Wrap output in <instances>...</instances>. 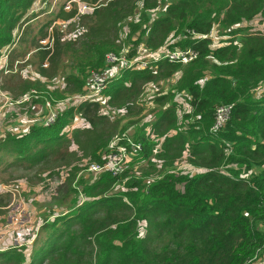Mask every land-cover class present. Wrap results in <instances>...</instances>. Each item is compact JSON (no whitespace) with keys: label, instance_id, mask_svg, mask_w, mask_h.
Returning a JSON list of instances; mask_svg holds the SVG:
<instances>
[{"label":"trees","instance_id":"trees-1","mask_svg":"<svg viewBox=\"0 0 264 264\" xmlns=\"http://www.w3.org/2000/svg\"><path fill=\"white\" fill-rule=\"evenodd\" d=\"M34 2L0 0V55L8 49L10 72L33 50L38 75L59 79L47 94L79 97L51 103L48 125L43 99L23 112L22 132L0 133V168L43 167L39 184L51 201L29 242L0 251V264H264V33L252 23L264 22V0H167L162 16L147 15L156 7L147 0H103L96 34L80 45L87 55L78 77L58 73L64 47L52 29L51 45L40 44L52 23L29 24ZM56 14L69 20L75 11ZM141 45L144 67L107 71V52L130 59ZM174 49L196 57L160 58ZM91 71L105 88L83 98ZM115 103L127 115L119 128ZM219 106L229 114L213 130ZM117 133L141 146L128 168L79 176L74 188L80 164L101 163ZM54 171L59 181L43 180Z\"/></svg>","mask_w":264,"mask_h":264},{"label":"rangeland","instance_id":"rangeland-1","mask_svg":"<svg viewBox=\"0 0 264 264\" xmlns=\"http://www.w3.org/2000/svg\"><path fill=\"white\" fill-rule=\"evenodd\" d=\"M102 1L103 0H99L94 6L89 4L88 1H80L83 3L78 5L70 4L69 7V5H67L68 0H35L32 7H34L33 12L38 17L33 23H31L35 27L34 29H36V27L42 22L49 21L55 23L54 28H52V36L56 37L64 47V50L61 51L62 59L58 68V73H63L64 76H68L69 74H73L76 77L81 76L79 74L82 69L81 65L85 61L87 54H84L80 45L85 42V38L88 35L91 36V33L93 35L96 34L93 29L103 18L102 8H104V4H101ZM166 3L167 0H147V5H150L151 7L156 6L154 9H151L147 15H164ZM140 8L141 7L139 6V9ZM72 9H74L75 14L71 19L62 20L56 18V13L61 11L67 13ZM49 10L50 12H47ZM53 18H56L54 22L52 20ZM256 21L261 20L254 18V22H252L254 33L263 34L264 22ZM215 31L216 28H214L210 34V38L213 40H215L216 37ZM55 32L57 33L56 35ZM17 34L16 30L14 41ZM112 36V33H110V36L108 34V37L112 38ZM51 43L52 41L50 42V45ZM7 48L10 49V47ZM148 50L147 47L142 45L137 47L136 55L133 58L147 59ZM5 52H7V50ZM35 53L36 52H33V50L29 51L23 58L26 62L18 63L9 73L3 72L0 67V133L6 131L15 135L22 132L26 125V121L23 119V112H29V107L34 104L40 105L43 99L44 101L49 100L52 104L58 105L59 107L67 102H72L79 97V95H68L64 92V95H61L58 98L48 95L47 89L44 87L49 86L50 84V89L53 85L59 83V79L55 78L54 81L56 82L50 83L38 75ZM124 53V51H119V53L115 54L125 56ZM43 64H45V66L47 65L45 59L42 61V66H44ZM60 85L62 87L63 83ZM25 93H34L37 97L29 98V101L34 100L29 103L31 105H28L29 101L16 104L15 101L20 99ZM104 101L105 98L102 102ZM19 106L20 108H18ZM106 106H110V104H106ZM112 108H114V111L111 112L113 120H118L116 128H119L126 123V121L122 120V116L126 119L127 115L124 113V110L118 111L121 108L118 107L117 103H115ZM129 117L130 116H128V118ZM128 130L130 131L131 129ZM125 136L133 141L129 135L125 134ZM3 157L9 159L8 154H4L2 158ZM91 163L93 162L80 164L77 175L74 180H71L73 187L77 190H79V186H76L75 184L77 177L83 175L93 177L94 174L92 173H96L88 170V167L90 166L89 164ZM21 165L22 164L17 163L16 165L6 166L4 169L0 168V197H2V202L0 203V251L5 250L7 246H20L24 243H28L31 239L34 224L37 222V213H39V211L47 212L51 208V201L50 198H48L49 189L47 187V189L41 190V185L39 184L40 177L37 175L42 174L44 168L30 167V170H26L29 168ZM18 166H21V168ZM65 167L66 166L61 165V168ZM127 168L128 166L125 169ZM54 172L55 174L49 176V178L47 176L43 177V180L45 179L50 182L59 181L60 173H58V171ZM59 172H61V170ZM66 203H63V206L54 208L58 211L63 210V208H67Z\"/></svg>","mask_w":264,"mask_h":264},{"label":"built area","instance_id":"built-area-1","mask_svg":"<svg viewBox=\"0 0 264 264\" xmlns=\"http://www.w3.org/2000/svg\"><path fill=\"white\" fill-rule=\"evenodd\" d=\"M80 4L78 0H68L67 5ZM68 7V8H69ZM52 23L47 29V36L40 40L41 45H50L51 42V29ZM196 57V52L192 49H174L169 52H165L160 55L161 59H166L167 62H176L180 64H186L192 61ZM0 60H4L2 67L3 72L8 73L9 70L6 67V52L0 55ZM104 62L108 65L107 71L110 67H113L114 72H118L119 69L138 68L144 67L147 64L146 59H127L124 55H117L113 52H107L104 55ZM45 66V64H43ZM105 88V82L103 76L99 72L91 71L87 84L85 86V92L82 95L83 98H93L99 96ZM30 97L36 98L34 93H25L20 99L16 100V104L29 101ZM44 124L48 125L53 122L56 115L55 108L49 100L44 101ZM229 114V108L227 106H219L215 109L214 122L212 129L215 130L226 121ZM141 150L139 143L131 141L125 135H114L111 142L108 145L107 152L102 155L103 161L101 163H91L88 170L96 173L107 172L111 176H115L122 172L129 163V160L135 156L136 152Z\"/></svg>","mask_w":264,"mask_h":264},{"label":"crops","instance_id":"crops-1","mask_svg":"<svg viewBox=\"0 0 264 264\" xmlns=\"http://www.w3.org/2000/svg\"><path fill=\"white\" fill-rule=\"evenodd\" d=\"M34 8V7H33ZM33 11H34V9H33ZM47 12H50V10L49 11H47ZM37 17L38 16H35L34 18H32L30 21H29V23L31 24V23H33V21H35L36 19H37ZM7 51H8V49H6ZM4 53V52H3ZM3 53L1 54V55H3ZM4 60H0V67L2 68L3 67V65H4ZM114 72V70L113 69H109V72ZM116 73V72H115Z\"/></svg>","mask_w":264,"mask_h":264}]
</instances>
